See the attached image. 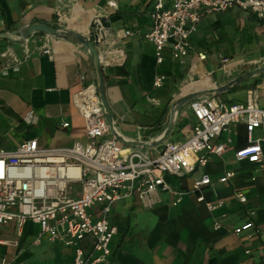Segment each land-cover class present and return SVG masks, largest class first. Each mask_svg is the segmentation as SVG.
Listing matches in <instances>:
<instances>
[{
  "label": "crops",
  "instance_id": "crops-1",
  "mask_svg": "<svg viewBox=\"0 0 264 264\" xmlns=\"http://www.w3.org/2000/svg\"><path fill=\"white\" fill-rule=\"evenodd\" d=\"M70 1L0 0V32L24 31L35 23L58 24L81 35L89 33L94 40V20L104 17L103 25L108 26L98 47L101 82L90 54L79 43L49 35L44 43L0 39V149L12 150L25 138H36L42 149L85 143V122L72 95L86 81L95 83L99 95L102 91L124 141H151L163 134L167 102L181 104L173 108L172 140L187 135L195 122L190 103L196 98L211 95L235 103L253 96L264 107V77L255 86V77L242 78L264 60V20L250 12L231 8L204 14L190 36L186 56L175 59L167 43L157 63L153 44L143 38L156 0H114V8L107 6L110 0ZM41 45L50 52L42 53ZM7 49L13 56L4 58ZM218 53L228 61L223 63ZM156 75L162 76L159 85H154ZM252 137L264 138V132L255 130ZM220 139L228 141V147L221 156H209L204 167L183 176L164 174L172 191L158 188L144 200L133 194L114 204L112 218L122 230L111 257L101 264H264V155L261 163L235 160L234 151L248 142L242 123H231ZM205 174L212 182L200 192L209 201L224 200L220 208L210 210L196 199L193 182ZM225 174L229 180L219 183ZM236 190L247 195L246 206L234 200ZM220 214L222 227L214 230L213 217ZM249 217L259 232L236 236L233 227ZM38 231L32 221L23 224L20 234L13 222L5 223L0 228V240L6 241L0 255L12 264L72 261L69 247L44 238L35 244Z\"/></svg>",
  "mask_w": 264,
  "mask_h": 264
},
{
  "label": "built area",
  "instance_id": "built-area-1",
  "mask_svg": "<svg viewBox=\"0 0 264 264\" xmlns=\"http://www.w3.org/2000/svg\"><path fill=\"white\" fill-rule=\"evenodd\" d=\"M114 8V0L107 2ZM238 8L264 20V0H171L164 4L156 0L150 12L149 30L143 38L153 44L156 62H162L163 50L170 44L175 59L186 56L189 39L204 14ZM105 29L99 18L92 24L98 49ZM129 34L130 31H125ZM47 34L33 33L22 41L34 38L44 43ZM44 41V42H43ZM49 53L47 46H40ZM2 57L13 56L9 49ZM222 62L227 58L221 53ZM200 58L204 56L200 55ZM15 60V58L13 57ZM85 79V77H83ZM156 75L154 85L161 83ZM72 103L85 122L86 142H75L67 148L42 149L36 138H25L12 150L0 149V228L13 222L17 234L23 224L32 221L39 227L34 243L43 238L73 251L68 264H101L107 261L114 249L119 227L113 221L112 209L116 202L137 194L145 199L161 188L172 191L164 174L183 176L207 164L209 156H221L228 141L220 135L233 123L245 126L248 142L234 151L237 161L261 163L264 155V138H253L255 130L264 132V107L253 96L244 101L227 103L211 95L191 101L195 122L184 137L172 140L170 136L151 150L130 147L119 141V134L107 121L106 110L95 83L86 81L72 95ZM68 126L67 122L62 123ZM118 136V137H117ZM229 180L228 174L217 179ZM209 175L193 182L196 199L208 209L224 205V200H207L200 192L211 184ZM234 200L246 206L248 197L241 191L233 193ZM179 200V199H178ZM247 214L253 211L246 208ZM224 215L213 217L212 227H222ZM259 232L249 217L232 229L236 236ZM6 241L0 240V245ZM248 252V251H247ZM0 264H12L0 255Z\"/></svg>",
  "mask_w": 264,
  "mask_h": 264
},
{
  "label": "water",
  "instance_id": "water-1",
  "mask_svg": "<svg viewBox=\"0 0 264 264\" xmlns=\"http://www.w3.org/2000/svg\"><path fill=\"white\" fill-rule=\"evenodd\" d=\"M105 19L106 18H104V17H102L100 19L103 29H106L108 27V26L103 25V23L105 24ZM33 33L47 34L51 37L66 39V40H70V41L81 44L82 47L90 54L92 62H93V66L95 69L96 78H97L98 82H101L102 65L100 63L99 54H98V50H97L98 43L95 40H92L90 38L89 33H87V35H85V34L81 35L78 32L73 31L71 29H60V28L53 27V26L46 24V23H35V24H31L30 26H28L27 29L24 31L12 30L9 32H0V39H6V40H9L12 42H17V41L20 42L22 39L32 35ZM17 36L19 37L18 39H17ZM262 71H263V69L254 70V72H252L250 74L247 73L242 78H245L246 76H250V75H253L256 73H260ZM242 78H241V80H242ZM99 91H100V95H99L100 99H101L102 104L106 110L107 121H108L110 128L112 130L113 129V125H112V120H113L112 118L113 117H112L111 111H110V109L106 103L105 96L103 95V93L100 89H99ZM169 128L170 129L165 130V132H163V134H161L158 138H156L155 140H151V141H137V140L124 141L120 137L118 139L123 145H127V146L129 145L130 147L140 148V149H148V148L158 146L163 141L167 140L169 138V135L171 132V127H169Z\"/></svg>",
  "mask_w": 264,
  "mask_h": 264
},
{
  "label": "rangeland",
  "instance_id": "rangeland-1",
  "mask_svg": "<svg viewBox=\"0 0 264 264\" xmlns=\"http://www.w3.org/2000/svg\"><path fill=\"white\" fill-rule=\"evenodd\" d=\"M64 1L67 4H71V1L70 0H69V2H67V0H64ZM53 27L60 28V29H68V28L62 27V25H58V24L53 25ZM39 34H42V33H39ZM227 61H225L223 63H226ZM251 67H252V70H250V72H248L249 74L252 73V72H254V70L263 69L262 72L256 73V74H253V75H250V76H247V78H245L246 80H248V79H252L253 77H255V78H253L251 80V82H252L251 84L255 86V85H257L261 81L260 80V77H264V60L258 61L257 63H255ZM173 105L175 107H172ZM172 106H171L170 102H167L165 104V106H164V113H166V118H165L164 115L162 116L165 120L163 119V121L161 122L163 125H160V126H163V128H165V130L170 129L169 127H172V125H173V116H174V111H172L173 108L177 110V109H179V107L181 106V104L179 102L177 104L176 103H173ZM163 128L162 127H157L156 129H160L161 130ZM165 130H164V132H165Z\"/></svg>",
  "mask_w": 264,
  "mask_h": 264
},
{
  "label": "bare ground",
  "instance_id": "bare-ground-1",
  "mask_svg": "<svg viewBox=\"0 0 264 264\" xmlns=\"http://www.w3.org/2000/svg\"><path fill=\"white\" fill-rule=\"evenodd\" d=\"M56 9H57V11H58L59 13L62 12V10H63V5L61 4V2L56 3ZM256 93H257V92H256ZM172 111H174V109H173Z\"/></svg>",
  "mask_w": 264,
  "mask_h": 264
},
{
  "label": "trees",
  "instance_id": "trees-1",
  "mask_svg": "<svg viewBox=\"0 0 264 264\" xmlns=\"http://www.w3.org/2000/svg\"><path fill=\"white\" fill-rule=\"evenodd\" d=\"M117 225H118V224H117ZM118 227H119V232L121 233L122 227H121V226H119V225H118Z\"/></svg>",
  "mask_w": 264,
  "mask_h": 264
}]
</instances>
